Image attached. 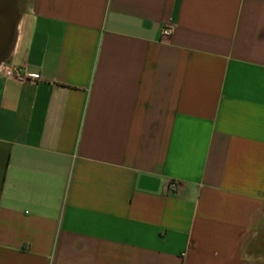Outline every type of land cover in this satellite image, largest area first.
I'll list each match as a JSON object with an SVG mask.
<instances>
[{
	"label": "crops",
	"instance_id": "obj_1",
	"mask_svg": "<svg viewBox=\"0 0 264 264\" xmlns=\"http://www.w3.org/2000/svg\"><path fill=\"white\" fill-rule=\"evenodd\" d=\"M3 1L0 264H264V0Z\"/></svg>",
	"mask_w": 264,
	"mask_h": 264
},
{
	"label": "water",
	"instance_id": "obj_2",
	"mask_svg": "<svg viewBox=\"0 0 264 264\" xmlns=\"http://www.w3.org/2000/svg\"><path fill=\"white\" fill-rule=\"evenodd\" d=\"M2 0H0V3ZM16 21L12 8H0V50L7 41L13 40L16 33ZM1 52V51H0Z\"/></svg>",
	"mask_w": 264,
	"mask_h": 264
},
{
	"label": "built area",
	"instance_id": "obj_3",
	"mask_svg": "<svg viewBox=\"0 0 264 264\" xmlns=\"http://www.w3.org/2000/svg\"><path fill=\"white\" fill-rule=\"evenodd\" d=\"M170 32H171V28H169V27L163 28V34H169ZM5 76L14 78V79H16L18 81L26 79L27 77L37 78V75H34V74L28 75V74H26L25 72L21 71L18 68L5 70ZM170 188L174 189L175 188V184L171 183L170 184Z\"/></svg>",
	"mask_w": 264,
	"mask_h": 264
},
{
	"label": "bare ground",
	"instance_id": "obj_4",
	"mask_svg": "<svg viewBox=\"0 0 264 264\" xmlns=\"http://www.w3.org/2000/svg\"><path fill=\"white\" fill-rule=\"evenodd\" d=\"M2 7H5V3H4V1L2 0V2L0 3V8H2ZM17 27L16 28H18V25H16ZM17 30V29H16ZM15 30V31H16Z\"/></svg>",
	"mask_w": 264,
	"mask_h": 264
}]
</instances>
